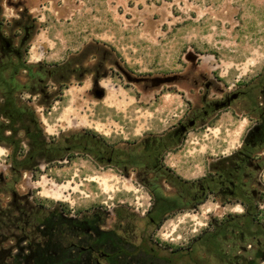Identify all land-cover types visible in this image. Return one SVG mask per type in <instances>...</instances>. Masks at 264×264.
<instances>
[{
    "label": "rangeland",
    "instance_id": "rangeland-1",
    "mask_svg": "<svg viewBox=\"0 0 264 264\" xmlns=\"http://www.w3.org/2000/svg\"><path fill=\"white\" fill-rule=\"evenodd\" d=\"M7 1L14 14L7 20L0 0V34L3 22L4 33L19 46L20 24L38 39L22 52L43 75L36 82L26 71L19 75L37 91L23 98L35 106L48 140L60 146L92 131L96 140L137 154L145 137L167 132L189 109L207 104L205 97L211 101L251 89L264 59V0ZM253 124L247 100H236L191 128L166 159L187 178L200 179L209 165L213 171L241 149ZM20 137L27 150V139ZM68 151L60 160L40 158L37 168L14 181L9 149L0 144V210L17 196L27 208L67 207L75 218L99 212L105 229L153 248L170 260L165 264H245L264 252V238L248 232L239 200L223 206L210 195L195 208L180 202L160 224L151 223L154 188L144 176L99 165L82 148ZM253 154L261 168H248L250 187L264 195V147ZM156 182L165 196L175 193L160 178ZM257 206L251 231L264 227V197ZM23 246L15 240L2 245L13 252Z\"/></svg>",
    "mask_w": 264,
    "mask_h": 264
},
{
    "label": "trees",
    "instance_id": "trees-1",
    "mask_svg": "<svg viewBox=\"0 0 264 264\" xmlns=\"http://www.w3.org/2000/svg\"><path fill=\"white\" fill-rule=\"evenodd\" d=\"M18 28L24 31L19 46H14L12 37L4 33L3 22L0 34V117L4 119L0 122V144L9 149L7 157L14 181L19 180L22 171L37 168L40 158L60 160L73 148L94 151L90 146L99 142L92 131H86L71 148L48 140L35 106L23 98L24 93L34 95L37 91L33 84L22 83L19 75L26 71L36 82L43 73L35 71L34 64L27 62L22 52L24 44L32 38L30 28L20 24ZM20 134H24L28 141L27 150ZM235 155L226 157L218 168L225 174L233 173L242 179L248 168L244 162L236 161ZM237 166L243 168V173L236 172ZM153 188L155 207L149 213V219L151 223L160 224L181 201L178 197L162 194L157 184ZM63 211L27 208L14 196L10 206L0 210V264H165L170 261L160 257L153 248L133 244L115 229H105L104 216L99 212L75 218L70 216L67 207ZM257 216L258 206H245L248 232L264 238V227L251 231V224L256 222ZM7 240H15L25 246L20 252H13L2 247ZM262 245L263 248L264 243ZM257 258L263 259L264 252L257 253L245 264H258Z\"/></svg>",
    "mask_w": 264,
    "mask_h": 264
},
{
    "label": "flooded vegetation",
    "instance_id": "flooded-vegetation-1",
    "mask_svg": "<svg viewBox=\"0 0 264 264\" xmlns=\"http://www.w3.org/2000/svg\"><path fill=\"white\" fill-rule=\"evenodd\" d=\"M252 91L254 96H252ZM239 99L247 100L249 110L253 113L254 124L244 136L241 149L232 154H236V161L244 162L247 165L245 168L259 170L261 161H255L258 156L253 153L255 149L264 147V59L260 61L257 67L251 89H240L211 101L205 97L204 101L207 104L201 103V105L189 109L186 112V117L181 116L177 125L167 132L158 136L149 135L145 137L142 140V150L139 153L136 154L134 151L128 154L122 153L115 146L99 141L90 146V149H94V151L89 150L87 154L91 155L99 165L103 163L114 165L126 175L136 171L138 177H145L144 180L149 182L151 188L154 184L159 185L156 180L160 178L161 183H168L170 188L175 189V193L170 196L178 197L186 207H198L210 195L220 197L223 206L232 205L237 200L244 206H257L264 195L258 193L255 189H251L250 186L252 185H250L248 173H245L242 179H239L233 173L225 174L218 167L212 171L209 165L208 175L204 174L200 179L191 180L179 172L176 168L177 164L170 163L166 159V153L170 149L181 146L185 135L191 128L208 123L217 114V111L231 107L234 101ZM71 147L72 145L69 146V148ZM228 156H225V158ZM236 172L243 173V168L237 166Z\"/></svg>",
    "mask_w": 264,
    "mask_h": 264
},
{
    "label": "crops",
    "instance_id": "crops-1",
    "mask_svg": "<svg viewBox=\"0 0 264 264\" xmlns=\"http://www.w3.org/2000/svg\"><path fill=\"white\" fill-rule=\"evenodd\" d=\"M14 14V10H13V6H11L7 0H4V13L3 15L6 17V19L8 20V18H12ZM37 36H34L30 39L29 43L31 44V46L33 47L34 43L37 42ZM34 58H36L35 56H33ZM39 61L41 59L37 58V59H30L31 61ZM206 211H210V209H207Z\"/></svg>",
    "mask_w": 264,
    "mask_h": 264
}]
</instances>
